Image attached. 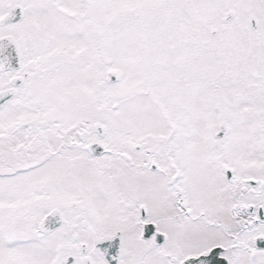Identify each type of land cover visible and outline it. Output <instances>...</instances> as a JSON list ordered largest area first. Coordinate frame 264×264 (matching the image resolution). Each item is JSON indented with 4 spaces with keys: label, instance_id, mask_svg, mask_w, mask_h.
<instances>
[{
    "label": "snow or ice",
    "instance_id": "obj_1",
    "mask_svg": "<svg viewBox=\"0 0 264 264\" xmlns=\"http://www.w3.org/2000/svg\"><path fill=\"white\" fill-rule=\"evenodd\" d=\"M0 264H264V0H0Z\"/></svg>",
    "mask_w": 264,
    "mask_h": 264
}]
</instances>
